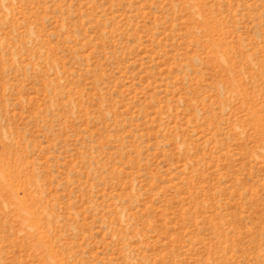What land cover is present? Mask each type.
Listing matches in <instances>:
<instances>
[{"label":"rangeland","instance_id":"rangeland-1","mask_svg":"<svg viewBox=\"0 0 264 264\" xmlns=\"http://www.w3.org/2000/svg\"><path fill=\"white\" fill-rule=\"evenodd\" d=\"M0 264H264V0H0Z\"/></svg>","mask_w":264,"mask_h":264}]
</instances>
